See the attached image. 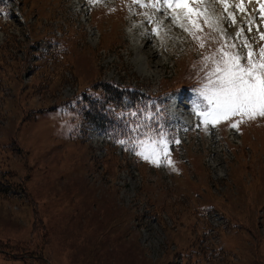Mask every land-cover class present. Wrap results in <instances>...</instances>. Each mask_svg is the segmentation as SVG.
Instances as JSON below:
<instances>
[{"label":"rangeland","instance_id":"374dc122","mask_svg":"<svg viewBox=\"0 0 264 264\" xmlns=\"http://www.w3.org/2000/svg\"><path fill=\"white\" fill-rule=\"evenodd\" d=\"M152 2L12 0L5 9L0 264H264V117L205 129L190 101L206 83L200 58L224 40L201 17L199 47L180 27L188 21L139 6ZM227 3L237 24L222 27L235 36L243 26L258 51L264 0ZM215 11L227 16L222 4ZM100 83L162 101L165 131L179 141L171 165L102 144L88 127L82 138L78 112L63 104Z\"/></svg>","mask_w":264,"mask_h":264},{"label":"snow or ice","instance_id":"6c2138e0","mask_svg":"<svg viewBox=\"0 0 264 264\" xmlns=\"http://www.w3.org/2000/svg\"><path fill=\"white\" fill-rule=\"evenodd\" d=\"M217 4L223 5V11L227 16L216 13ZM139 6L152 7L157 11L162 7L164 10L173 9L171 13L173 21L180 19L188 21L191 28L185 27L184 24L180 27L189 31L193 39L200 41L201 48L205 46L203 39L197 34L203 31L201 17H203V25L217 31L223 38L224 43L219 44L213 53L203 58L202 70L205 72L206 83L194 89L195 96L190 101L192 115L204 125L205 129L209 125L215 127L224 121H232L233 117L239 119L229 124L232 128H238V125L245 120L264 117V46L255 51L249 38L244 35L243 26L235 36L222 27L225 22L229 27L237 24L234 13L228 11L230 5L227 0H153L150 4L140 3ZM236 7L244 11L242 3ZM260 9L264 14V3H261ZM250 24L251 20L245 26ZM247 30L252 31L251 27ZM259 35L260 39L264 40V32H260ZM209 39L214 38L209 36ZM230 40L233 42L228 43ZM141 127L138 125L132 131H139ZM119 142L125 143L123 140ZM171 143H179V141L174 138L169 140L168 133L160 128L155 130V135L137 140L132 148L138 147L139 151L136 154L154 165H171L173 163L170 158Z\"/></svg>","mask_w":264,"mask_h":264},{"label":"trees","instance_id":"16d2710c","mask_svg":"<svg viewBox=\"0 0 264 264\" xmlns=\"http://www.w3.org/2000/svg\"><path fill=\"white\" fill-rule=\"evenodd\" d=\"M3 9H5L4 3L3 0H0V12ZM203 60L200 58V62L203 63ZM93 87L98 93L85 94L81 100H77L74 104L70 102L63 104L65 109L78 112L81 118L82 138L85 127L92 126L109 137L117 146L133 149L132 145L137 140L155 135V130L167 128V117L164 115L162 105L152 95L142 94L137 88L116 83H100ZM35 113L37 111L32 113V118ZM138 125L142 126L140 130L132 131ZM122 140L125 143L119 142ZM0 181L10 187L1 172ZM19 186L22 187V185ZM16 257L24 258L21 254H16Z\"/></svg>","mask_w":264,"mask_h":264},{"label":"bare ground","instance_id":"6f19581e","mask_svg":"<svg viewBox=\"0 0 264 264\" xmlns=\"http://www.w3.org/2000/svg\"><path fill=\"white\" fill-rule=\"evenodd\" d=\"M162 9H163V7H162ZM163 12L164 13H166L167 15H171V13L173 12L172 10H170V9H167V10H164L163 9ZM159 13V12H158ZM162 20V19H161ZM179 23H181L180 21H179ZM152 39V38H151ZM151 39H149L148 41H147V46H149L151 43H155V41L153 40H151ZM158 48V47H157Z\"/></svg>","mask_w":264,"mask_h":264}]
</instances>
